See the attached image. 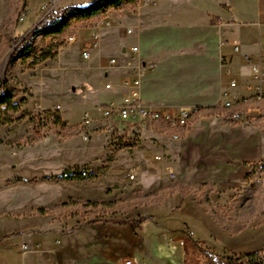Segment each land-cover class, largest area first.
<instances>
[{
  "label": "rangeland",
  "instance_id": "374dc122",
  "mask_svg": "<svg viewBox=\"0 0 264 264\" xmlns=\"http://www.w3.org/2000/svg\"><path fill=\"white\" fill-rule=\"evenodd\" d=\"M47 1L29 0L25 15H21V0H0V82L7 72L17 87L13 98L17 110L0 107V120L10 118V122L0 124V148L4 149L0 161V264H31L33 256L42 262L44 241L58 243L48 231L64 233L80 221L119 223L142 216L151 220L206 219L229 235L248 230L253 232L255 250L261 249L264 171L259 168L264 165V102L259 104L258 113L238 122H232L228 111L220 107V93L228 75L237 77L239 71L230 67L226 79L222 77L224 68L217 74L215 62L210 66L204 61L212 53L208 45L219 35L211 36L203 28H176L173 0H139L93 19H72L57 35L34 37L30 53L9 58L17 44L12 35L24 36L52 11L67 5L83 6L88 0H58L46 11L43 6ZM210 6L211 0H181L179 7ZM101 25L110 32L106 38ZM94 30L101 33L103 46L84 61L80 56L82 41ZM197 30V34H190ZM73 34L77 41L68 43V36ZM224 34L232 40L236 30ZM177 36L180 38L175 42ZM239 36L244 41L258 38L252 28H242ZM225 42L219 40V47ZM132 46L137 47L133 55L129 54ZM121 47H125V54L119 60ZM43 52L48 57L34 63V56ZM112 57L117 64L108 63ZM134 76L140 78L141 88L144 80L146 93L157 98L148 104L165 105L174 113L181 108L197 110L187 130H180L179 138L174 139V130L162 124L142 123L134 128L120 124L125 132L115 147L111 146L115 144L113 136L119 131L110 136L102 128L92 129L89 139L83 140L77 126L83 113L91 114L98 103L96 95L104 83L117 85L120 79ZM95 84L98 88L92 87ZM214 105L220 110L218 116L205 110ZM246 105L255 104L237 107L243 110ZM98 124L99 117L94 126ZM83 169L92 170L94 177L88 181L75 177L64 183L45 179ZM250 175L261 186L250 185ZM176 181L210 182L209 197L218 219L211 218L192 191L186 196L162 191V200L142 203L143 194ZM69 198L79 202L128 198L135 205L105 210L72 204L49 215H18L28 206H52ZM45 231L49 237L44 236Z\"/></svg>",
  "mask_w": 264,
  "mask_h": 264
},
{
  "label": "crops",
  "instance_id": "0c3cea01",
  "mask_svg": "<svg viewBox=\"0 0 264 264\" xmlns=\"http://www.w3.org/2000/svg\"><path fill=\"white\" fill-rule=\"evenodd\" d=\"M91 1L88 0L86 2L88 4ZM159 1L155 0V3ZM180 1L173 0L174 6H177L174 14V18H176L175 27L203 28L211 36L219 35V39H212L210 45H208L212 53L204 61L210 64V66L215 62L217 74H219V51H223L221 55L225 56L231 69L233 68L239 71L237 77L229 75L228 77L242 82L244 77L249 74V69L245 66L243 60V54H249L255 57L259 53H264V0H211V6L204 7L203 9H195L192 7L181 9L179 7ZM151 10L152 6L145 15H148ZM243 17L248 18L244 20L242 19ZM105 24L107 27H111L110 22H105ZM101 28L102 33L106 32L103 29L105 28L104 26L101 25ZM232 28L236 30L235 38L232 40L235 39L240 44V51L238 53H234L229 44L221 48L219 47V40L224 39L230 41L224 33ZM242 28H252L256 31L258 38H253L251 41H244L239 36ZM146 30L144 29L143 32H147ZM197 32L199 31H193L190 34L194 35ZM109 33L106 32L104 38L108 37ZM177 34L179 35L180 33ZM146 38L148 37L145 36L144 40ZM178 38L180 37L177 36V41L175 42H178ZM194 41L193 39L192 42ZM102 42L100 33V47L103 46ZM198 42L197 44H199ZM202 43L203 49H207L206 43ZM144 45L146 44L142 46ZM98 48L93 49L91 53L93 54ZM124 48L121 47L122 52L117 56L119 60L124 59ZM146 76H148L147 72L144 73V77ZM222 77L226 78L227 74L223 73ZM121 82L122 79H120L117 85L106 82L110 84V88L107 89L105 88L106 83H104V89L99 90L96 95L98 103L90 111L93 118H100V106L111 100L119 101L127 92ZM96 85H92V87ZM146 86V82L144 83L143 80L141 97L146 105H150L148 103H155L157 98L151 97L150 94L146 93ZM150 106L171 110V108L165 105ZM3 152L4 149L0 148V161ZM48 181L64 183L69 180ZM62 202L52 206L59 205ZM131 220L132 218H129V220L121 223L106 221L86 223L80 221L75 222L68 230H64V233L57 234L48 231L50 236L57 237L58 243L54 244L49 239L44 241L45 253L41 258L42 262H39L40 259L33 256L34 260L31 264H126L125 262L127 260L130 261V264H210L206 254L213 257H230L231 255L234 256V254L238 255L252 252L257 248L254 246L256 241L253 239V232L247 230L229 235L218 224H213L210 220L206 219L196 220L195 218L172 217L164 220H151L149 218L138 223H133ZM45 233L46 235L44 234V236L46 237L48 233L46 231ZM200 247L206 253L202 252Z\"/></svg>",
  "mask_w": 264,
  "mask_h": 264
},
{
  "label": "built area",
  "instance_id": "2783aa9c",
  "mask_svg": "<svg viewBox=\"0 0 264 264\" xmlns=\"http://www.w3.org/2000/svg\"><path fill=\"white\" fill-rule=\"evenodd\" d=\"M57 1L58 0H48L45 2L43 8L48 11ZM76 41L77 37L74 34L67 38L68 43H74ZM225 43L231 46L234 53L240 51V44L237 40H226ZM99 46L100 33L94 30L82 41L81 59L88 61L91 57L92 50L97 49ZM129 51L130 54L133 55L137 51V47L132 46L129 48ZM243 60L245 66L249 69V74L244 77L242 82L231 77L228 83L222 87L223 89L220 93V107L227 109L229 119L232 122H238L244 117H250L258 113L259 104L264 102V53H259L255 57L249 54H243ZM108 63L115 65L117 64V59L114 57L109 58ZM219 66L220 68H224L226 74H228L227 72L229 71L230 64L224 55H221L219 58ZM121 83L122 86L126 88L127 92L119 101L111 100L100 106V118L97 126H94L96 119L93 118L89 112L86 111L83 113L81 122L77 126L83 140L89 139L90 130L92 129L102 128L110 136H113V133L119 131L120 133L118 135L113 136V143L115 144L111 146L115 147L118 143V138L123 136L125 132L122 128H119L120 124H129L132 128L142 123H149L150 125L162 124L174 130L171 135L174 139L179 138L180 130L182 131L184 128L188 127L189 117L192 113L191 110L183 108L174 113L170 109L146 105L142 101L141 82L138 76L126 77ZM105 88H110V84L106 83ZM249 103H253L258 107L255 105L252 107L246 105L247 108L243 110L237 107ZM59 108L60 107L57 106L56 109ZM46 120L43 119L42 121L45 122ZM77 174L86 177L92 174V170H79ZM133 176V173H131L130 178H133ZM125 263L130 264V261L127 260Z\"/></svg>",
  "mask_w": 264,
  "mask_h": 264
},
{
  "label": "trees",
  "instance_id": "16d2710c",
  "mask_svg": "<svg viewBox=\"0 0 264 264\" xmlns=\"http://www.w3.org/2000/svg\"><path fill=\"white\" fill-rule=\"evenodd\" d=\"M139 0H92L86 5L78 6V5H67L62 7L57 11H52L51 15L48 17L41 18L34 26L27 31V33L23 36V34H16L15 36H11L14 42L17 44L11 51L9 58H13L14 56L26 55L30 53L33 49L32 40L34 37L43 35H57L61 33L69 24L72 19H90L96 16L104 15L109 9L119 10L122 9L126 5H133L137 3ZM29 4V0H21V8L20 14L25 15V11L27 10V6ZM23 36V37H22ZM35 62L38 60L46 59L48 57L47 52H43L41 56H34ZM3 78L0 82V107H10L13 110H17V106H14L15 102H13V98L16 95V84L9 79L7 72H4ZM209 115L218 116L220 111L218 107L211 106L205 108ZM227 110V109H223ZM197 110L192 112L189 117L188 126L192 123L196 117ZM10 122V118L4 117L0 120L1 123ZM188 128V127H187ZM186 128V129H187ZM260 172L264 171V165L259 168ZM95 173L92 171V174L86 177L80 176L79 174H69L62 173L57 175L47 176L46 180H70L75 177H80L81 179L88 181L92 177H94ZM251 179V184L260 185L261 184L253 178V175L249 176ZM212 185L210 182H204L201 184L190 183L186 181H176L173 184L166 185L162 188H157L153 192L145 193L141 196L142 203H150L155 201H160L165 197V194H172L174 192L180 193L182 196H186L191 191L194 192L196 196L199 198V203L207 210H209L213 219H218V214L211 202L209 197V193L211 192ZM162 191H165V194H159ZM77 204L79 206L88 208H97L98 206L103 207L105 210H113L115 208H129L135 205V203L128 198H116L112 200H85L83 202H79L77 200L68 199L62 202L59 205H55L52 207H42V206H28L23 211H21L18 215H46L52 214L56 211H61L69 205ZM150 216H142L136 220H131L133 223L141 222L142 220L149 219ZM121 223V222H120ZM196 245H198L196 243ZM200 250L204 253L205 250L200 247ZM208 257L210 264H262L264 260V245L261 249L255 250L252 252H248L245 254H234L235 258L231 256H223V257H213L211 255L206 254Z\"/></svg>",
  "mask_w": 264,
  "mask_h": 264
}]
</instances>
